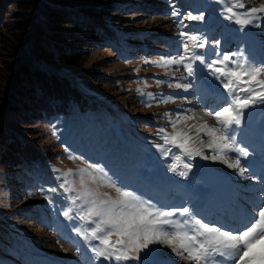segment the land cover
<instances>
[{"label": "rangeland", "instance_id": "374dc122", "mask_svg": "<svg viewBox=\"0 0 264 264\" xmlns=\"http://www.w3.org/2000/svg\"><path fill=\"white\" fill-rule=\"evenodd\" d=\"M92 2L100 6L97 13H104L106 19L110 20V24L103 26L109 42L89 49L76 63L51 60L46 65L53 71L67 75L70 82L79 87L84 99H95L111 112L115 134L125 139L126 145L130 148H137L135 150L137 159L134 162L127 160L126 164L122 160L118 161L116 157L106 161L104 157H108V153H105L108 146L105 141L103 144L106 148L100 146L101 156L96 155L92 146L90 147L92 156L87 158L77 149L63 144L56 129L49 123L39 120L21 125L19 123L14 125L13 122L9 124L10 127H17L23 137L40 148L59 186L65 184L67 180L74 188L80 189V170H85L82 178L88 189L101 194L100 198H107L102 195L104 193L113 199L118 198L119 194L107 186L105 180L101 178L102 174L91 167L98 165L104 169L107 178L118 187L134 192L161 210L188 207L192 215L204 223L219 227L217 220L233 225L237 220H242L240 224L244 226L255 204H249L241 193L251 195L252 190L258 189L246 182L253 179H242V182L247 183L243 186L251 187L252 190L240 189L236 195L228 183L229 180L226 181V178L215 173L224 172L221 168L227 164L222 160H205L200 156L191 160L193 167L188 176L181 177L168 168L172 163V155L179 154V150L173 148L172 153L165 157L156 147L157 144L163 143L157 132L161 128L168 132L172 131L169 117L175 118L178 113L189 110L199 117L204 112L218 110L224 105L222 102L216 104V98L214 101L211 93L216 90L227 97L226 91L206 68H199V62L195 78L179 80L181 83L193 84L191 89L185 91L168 87V84L175 83L179 77L186 75L182 66L173 65L165 69L145 61H158L161 57H176L182 54L183 37L180 36L182 31L206 35L211 43L206 49L197 51L207 52L210 59H216L212 54L213 49L220 54H239L243 51L245 56L250 58L248 50L250 46H254V50L260 48L264 56V15L252 24L242 27L224 18L223 8L227 5L221 0H86L85 3ZM78 3L81 2L71 4V8L76 7ZM247 3L249 6L258 7L264 4V0H247ZM174 12L179 15H174ZM189 12L193 15L203 13L205 19L188 20L186 17ZM90 17H95L99 21L97 14ZM7 38H12L13 41L5 42ZM217 40L220 44L215 46L214 41ZM257 41L261 45L257 46ZM12 42L14 35L2 30L0 58L9 60L6 64L2 61L8 71L9 68L6 66H11L14 61V55L10 52ZM2 70L4 68L0 69V102L3 91L8 87L3 80ZM157 80L164 83L157 84ZM149 93L151 95H148ZM163 100L169 102L163 103L161 102ZM255 116L256 107L245 110L243 123L239 127L250 125L256 135L264 139L261 121L258 122ZM203 120H207L209 124L214 123L212 117L204 116ZM203 120L196 123H203ZM187 123L192 124L194 121ZM181 127L184 125H178V128ZM190 134L195 136V128ZM231 134L236 136L235 132ZM249 143L246 138L241 142L250 152L246 160H242V164L250 160L254 166H260L262 161L252 158L255 147ZM204 153L213 155L210 149H205ZM228 158L234 160L236 154L230 152ZM69 170H72L71 173ZM226 171L235 178L234 170ZM250 171L249 168L246 176L251 175ZM93 176L95 179H92ZM257 176L261 177L256 180L257 186L263 188L262 172ZM201 185H205L206 189ZM228 187L227 192L224 191ZM234 188L238 189L236 186ZM62 191L63 203L53 202L46 190L33 181L30 173L0 159V238L13 236L19 241L26 240L39 254L47 256L57 264H117L115 261L95 259L89 243L77 231L90 227L77 217L81 201L72 204L70 197L77 193L65 192L64 188ZM184 194L186 196L183 198ZM231 195L233 197H230ZM210 199L214 201L213 206L207 207L205 212L199 209ZM37 208L43 209L44 222L37 220ZM70 208L72 209L70 216L65 217L63 213ZM240 211H243L242 214ZM246 211H251V214ZM241 215L244 217L241 218ZM174 219L183 221L185 218L177 215ZM165 250L161 253L152 250L146 258L142 253V260L146 259V264H191L175 255L170 248L168 251ZM121 264H141V261L130 260Z\"/></svg>", "mask_w": 264, "mask_h": 264}, {"label": "snow or ice", "instance_id": "6c2138e0", "mask_svg": "<svg viewBox=\"0 0 264 264\" xmlns=\"http://www.w3.org/2000/svg\"><path fill=\"white\" fill-rule=\"evenodd\" d=\"M221 2L227 5L223 8L224 18L242 27L252 24L264 15V4L253 7L249 6L247 0ZM173 14L179 15L177 12ZM186 18L191 21H203L205 16L203 13L193 15L189 12ZM180 36L183 37L182 54L145 63H153L165 69L173 65L182 66L186 75L179 77L177 82L168 84V87L187 91L193 84L181 83L179 80L195 78L199 62V68H206L209 74L220 82L227 98H219V102L224 106L218 110L204 112L199 117L191 110V114L185 112L178 113L175 118L169 117L172 131L161 128L157 132L163 140L162 144L156 145L157 149L165 157L172 153L173 148L179 150V154L172 155V163L168 168L181 177L188 176L193 167L191 160L200 156L205 160H222L243 178L261 179L255 174L246 176L249 168L242 164V160H246L250 155L249 148L242 146L230 130L233 126L243 123L245 110L257 105L264 106V62L258 66L254 60L245 56L243 51L239 54H220L215 49L212 54L216 59H210L207 52L197 51L206 49L211 43L206 35L182 31ZM214 44L218 46L220 41H214ZM160 83L164 81L157 80V84ZM161 102L168 103L169 100ZM204 116L212 117L214 123L209 124L207 120H203ZM199 120H203V123H196ZM187 121L194 123L188 124ZM181 124L184 127L178 128ZM193 128L195 136L190 134ZM205 149H210L213 155H205ZM230 152L236 154L234 160L228 158ZM91 167L102 174L101 178L108 187L115 189L119 194L118 198L113 199L107 193L102 194L106 199L100 198L101 194L88 189L82 178L85 170H80V189L74 188L67 180L60 187L64 188L65 192L77 193L70 197L72 204L81 201L77 217L90 227L77 231L89 243L96 260L115 261L117 264L136 260L146 264V259L142 260L141 254L146 258L153 250L150 246L159 244L170 248L175 255L191 264H218L217 257L229 261L230 264H264V197L258 205L253 206L252 214L244 226L225 230L223 227L196 219L188 207L161 210L134 192L118 187L107 178L102 167ZM71 171L69 170V173ZM89 175L91 176V172ZM71 211L70 208L63 215L69 217ZM177 214L186 219H174ZM92 241L98 243L92 244Z\"/></svg>", "mask_w": 264, "mask_h": 264}, {"label": "trees", "instance_id": "16d2710c", "mask_svg": "<svg viewBox=\"0 0 264 264\" xmlns=\"http://www.w3.org/2000/svg\"><path fill=\"white\" fill-rule=\"evenodd\" d=\"M75 2L81 3L71 8ZM85 2L0 0V32L4 30L14 35V42L10 43L14 61L6 66L9 71L4 66L9 60L0 58V69L4 68L2 77L8 84L0 102V159L30 173L33 181L59 204L64 200L63 191L42 151L9 124H29L35 120L49 123L63 144L87 158L92 156L90 147L101 156L100 146L106 148L107 145L106 161L116 157L126 164L127 160L137 159V148H130L125 139L115 134L111 112L95 99H84L79 87L70 82L67 75L46 65L51 60L76 63L89 49L109 42L103 26L110 24V20L104 13H97L100 6ZM95 14L99 21L90 17ZM37 211V220L44 222L43 209L37 208ZM0 264L57 263L39 254L28 241L9 236L0 238Z\"/></svg>", "mask_w": 264, "mask_h": 264}, {"label": "bare ground", "instance_id": "6f19581e", "mask_svg": "<svg viewBox=\"0 0 264 264\" xmlns=\"http://www.w3.org/2000/svg\"><path fill=\"white\" fill-rule=\"evenodd\" d=\"M259 45H261L260 43H259V41H257V46H259ZM251 48H248V50H249V53H250V58L252 59V60H254L256 63H257V65L259 66L260 65V62H264V56H263V51H261V49L259 48V50H254L253 48H254V46H250ZM215 91V92H214ZM223 95V96H222ZM211 96L213 97V100L215 101V98H216V104H219L220 102H219V98L220 97H225V98H227L226 96H224V94L223 93H220L219 91H216V90H213V92L211 93ZM215 103V102H214ZM256 119H257V121L258 122H260L261 121V125H262V127H263V130H264V106H261V105H257L256 106ZM263 119H262V118ZM231 132H235L236 134V139H237V141L238 142H242L243 141V139L244 138H246V140H248L251 144H253L254 145V153H252V158L253 159H255V160H257V159H260L262 162H261V164H260V166L258 167L257 165L256 166H254V164L252 163V161H250V160H247V163H245L244 165L246 166V167H248V168H250L251 169V173L250 174H255V175H260V172H262V174H263V179H264V154H263V152H264V146H263V144L264 143H262V142H264V139H262V138H260V137H258L257 135H256V132L254 131V129L253 128H251V126L250 125H245L243 128H240L239 126H233V128L230 130ZM262 134V133H261ZM249 143V144H250ZM262 144V145H261ZM261 150H262V152H261ZM257 154V155H256ZM258 154H259V156H258ZM258 156V157H257ZM232 160V159H231ZM258 164V163H257ZM221 169H223V171L224 172H215L216 174H218V175H221L223 178H226V181H227V179L229 180V185H230V187L232 188V190L236 193V195H237V193L238 192H240V189L241 190H243V189H245V190H249V191H251L252 189H250L251 187H245V186H243L244 184H247L246 182H248L251 186H256V187H258V191L257 190H252V194L251 195H248V194H246V193H241L242 194V196L249 202V204H251V205H258L259 203H260V200H261V198L262 197H264V187L262 188V186H257V183H256V180H253V181H244V182H242L243 180L242 179H244L243 177H241L238 173H237V171L235 170V169H231V168H229L228 167V165L226 166V167H222ZM227 169H231V170H234V172H235V178H232L231 177V175H228V173H227ZM230 171V170H229ZM230 174V173H229ZM245 180V179H244ZM261 181V180H260ZM214 182V181H213ZM216 182V181H215ZM263 185V184H262ZM226 186H228V185H226ZM234 186H236L238 189H236V188H234ZM241 186H243V187H241ZM201 187L202 188H205V185H201ZM201 189V188H200ZM206 189V188H205ZM229 189V187L227 188V189H224V191H226L227 192V190ZM231 190V191H232ZM184 192H187L186 190H183ZM257 191V192H256ZM261 191H263L262 192V194H260L261 193ZM260 192V193H259ZM233 193V192H232ZM188 194V193H187ZM230 195V194H229ZM183 196V198L186 196L185 194L184 195H182ZM233 196H235V194H233ZM232 195L230 196V197H233ZM220 198V197H219ZM194 199V198H193ZM214 201L213 200H208L207 202H206V204H204L203 206H202V208H199V209H201L203 212H205L206 210L205 209H207V207H211V206H213V203ZM252 207V206H251ZM242 212L243 211H240V213L242 214ZM246 213H249V214H251V211H246ZM210 216V215H209ZM244 216L243 215H241V218H243ZM240 219V218H239ZM217 222H219V227H223V228H225V230H230V229H234V228H239V227H242V225L240 224V223H242V220H237L236 221V224H228L229 222H226V221H223V220H221V221H218L217 220ZM216 222V223H217ZM231 223V222H230ZM230 225V226H229ZM152 249H153V251L154 252H156V253H161V252H163L166 248H167V250H165V251H168V247H165V246H162V245H159V244H156V245H152V246H150ZM257 247H259V246H257ZM172 251V250H171ZM217 262H218V264H230V262L229 261H226V260H221V258H219V257H217Z\"/></svg>", "mask_w": 264, "mask_h": 264}]
</instances>
